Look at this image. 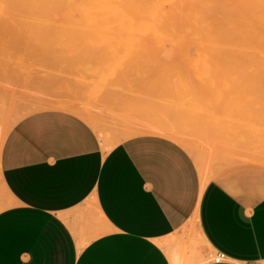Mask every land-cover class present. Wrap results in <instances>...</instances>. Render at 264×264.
Returning <instances> with one entry per match:
<instances>
[{"label": "rangeland", "instance_id": "1", "mask_svg": "<svg viewBox=\"0 0 264 264\" xmlns=\"http://www.w3.org/2000/svg\"><path fill=\"white\" fill-rule=\"evenodd\" d=\"M53 1L0 0L1 102L7 127L28 113L42 109L63 108L86 119L97 131L100 139L105 144L107 143L106 148L123 138L138 133H147L148 129H160L165 131L164 136L177 141L192 155L200 171L203 172L204 178H207L217 168L252 164L257 167L259 181L264 183V43H262L264 42V16L262 15L264 11H260L261 9L264 10L262 8V6L264 7V0L263 3L261 0L262 5L259 4L260 0H256L259 6L254 3L255 0H206L205 2H203L204 0H198V2L197 0H183L187 7L184 6L185 4L179 5L182 4V0H179L180 2L175 1L176 3L170 0L173 1V5H176L177 11L174 10V6L171 7L172 5L167 7L168 4H171L169 1L167 4V0L166 3L165 0H133V3L138 2L134 6H132V0H110L111 4L107 0L111 7L106 5V0L105 2L103 0H87V3L84 0H72L75 2L59 0L60 3L56 0L59 6L57 2ZM120 1H124L121 3L122 5L118 4ZM160 1H164L162 8L166 10L164 16L169 18L165 20L171 21L168 22L170 26L165 23L166 21H163V12L160 13L161 20L159 15H154V12L163 10L160 6L161 3L159 4ZM223 1H227L225 2L227 11L226 8L224 11ZM243 1L245 2L243 3ZM76 2L79 4L82 2L81 5H76L77 11L72 9V6L75 7L73 3L76 4ZM129 2H131L130 5ZM84 3L86 7H84ZM191 3L195 6L194 9ZM200 3L203 6H200ZM245 3L252 5V7L254 4V7L249 8V10ZM150 4L154 11L149 9ZM235 4L236 6H234ZM60 5L65 10H62ZM144 5L147 8L142 11L141 8H144ZM93 6H97V9H94ZM113 6L120 7L115 8ZM179 6L181 9L178 8ZM219 6L220 10L216 9L217 12H214L215 8H219ZM130 7H135V10L139 11L136 12ZM84 8L89 11L85 9L84 12ZM196 8L197 12L202 11V14L199 12L197 15V12L194 11ZM123 9H125L124 13ZM254 9L255 11H253ZM251 10L254 13L252 14L256 16L255 19L253 16L252 20L250 18L251 21H248L251 22L250 24L253 22L251 25L255 27L253 30L247 22L248 18L252 17V14L247 17V13H251ZM120 12L125 15L121 16L123 14ZM142 12L146 14L145 16L149 15L150 20L157 17L162 23L159 22L160 25L156 23V18L151 21L154 25L151 24L148 22L149 19L142 16ZM177 12L186 14L185 19L181 13ZM188 12H190V16L192 15L191 12H194L195 15L190 17ZM140 13L141 16L138 17L137 14L140 15ZM175 14L179 17L182 16L181 20L177 19ZM128 15L132 19L131 24L130 18L129 20L126 19ZM202 15H205L203 17L207 21L203 20ZM226 15L229 16L230 22H228ZM236 15L239 16L240 21L242 18L247 23L242 21L239 24L240 21ZM193 16H198L199 21L194 18L196 23L193 22L194 20L190 19H193ZM258 16H260L259 19H257ZM261 16L263 20H261ZM186 18L191 21L189 22ZM138 19L141 22L146 19L147 24L145 22L140 24V21L137 24ZM202 20L205 24L211 22L210 28H208V24L200 27V24L204 23ZM183 21L186 24L190 23V26L194 24L197 27L191 28L187 24V27L191 28L187 30V34V31L184 32V29H187L186 24L181 25L184 24ZM135 23L137 24L136 27L134 26ZM144 23L145 26L140 27ZM243 23L246 25H242ZM124 24H126L127 30ZM155 24H158L161 29L158 25L154 27ZM259 24L263 28L261 32L256 29L257 27L259 29ZM165 25L167 28H163ZM203 26L205 29L207 28V33L210 31L209 34L204 31ZM212 26L215 28L213 29ZM242 26H247L244 27L246 31L244 29L241 31ZM249 26L251 32L247 30ZM144 27L147 31L143 30ZM168 27L176 29L170 30ZM140 28H142L141 31H139ZM197 28L199 31L203 30L204 36L198 30V32L195 31ZM218 29H222V31H218ZM163 30L167 31V33L163 32V36L167 34L174 39L171 41L170 38L167 42V40H162V34L157 37V34ZM229 30L234 34L231 35ZM172 31L175 34L178 32V35ZM136 32L138 34H135ZM189 32L194 35L199 33V36L193 35V37ZM218 32L223 41H220ZM223 32L226 34L224 35ZM262 33L263 35H261ZM181 34L187 35V39ZM258 34L261 35V38L263 37V41ZM239 35L243 38H240ZM188 36H192L193 39ZM196 38L197 41L194 43L197 44L190 42ZM198 38L199 41L202 38V43L205 42V45L206 41L209 40L207 42L208 48L207 46L204 48V43H200ZM230 41L233 44L237 43L236 46L238 47L235 44L231 45ZM159 42L164 44L160 45ZM212 42H215L214 45ZM238 42H241L240 45ZM169 43H176L172 46L175 45V47L172 48ZM181 44L184 48L181 47ZM196 45L199 47H194ZM177 46H179L178 49ZM228 46L233 47L229 48ZM241 46H243L244 51ZM260 46L261 48H259ZM239 47L241 50L238 49ZM217 48L221 49L218 50ZM250 50L251 54L249 53ZM203 53H206V56ZM207 53L211 55H207ZM248 53L249 56L252 53L258 54H254L250 58ZM245 58L247 63L243 61ZM252 59H254L253 62ZM207 62L209 63L207 64ZM225 67L228 69L226 70ZM249 73L253 75L251 74V76ZM215 74L216 77H214ZM253 76L256 78L253 79ZM263 193L264 187L258 194ZM202 242L192 232L188 241L180 238L173 247L182 250L185 254L188 253L191 262L199 264L210 261L214 255L211 249L203 248ZM261 264H264V261Z\"/></svg>", "mask_w": 264, "mask_h": 264}, {"label": "crops", "instance_id": "2", "mask_svg": "<svg viewBox=\"0 0 264 264\" xmlns=\"http://www.w3.org/2000/svg\"><path fill=\"white\" fill-rule=\"evenodd\" d=\"M1 98L0 77V264H194L173 247L192 232L225 257L199 264L264 261L254 165L204 178L172 138L138 133L106 148L63 108L7 127Z\"/></svg>", "mask_w": 264, "mask_h": 264}, {"label": "bare ground", "instance_id": "3", "mask_svg": "<svg viewBox=\"0 0 264 264\" xmlns=\"http://www.w3.org/2000/svg\"><path fill=\"white\" fill-rule=\"evenodd\" d=\"M38 1H39V0H38ZM47 1H48V0H47ZM50 1H53V0H49V2H50ZM57 1H59V0H57ZM57 1L55 0V1H53V2H57ZM69 1H71V2H75V1H72V0H69ZM69 1H68V3H70ZM86 1H87V0H84L85 3H87ZM91 1H92V0H91ZM94 1H95V0H94ZM100 1H102V0H100ZM103 1L105 2V0H103ZM109 1H110V0H109ZM138 1H140V0H138ZM141 1H142V0H141ZM150 1H151V0H150ZM153 1H154V0H153ZM168 1L171 3L170 5L168 4ZM173 1L175 2V1H179V0H173ZM173 1L167 0V4H168L167 7H168V8H169V6H171V5H172V6H171L172 8H173V6H174V8H175L176 5H175V4H174V5L172 4ZM200 1H201V0H200ZM205 1H206V0H204L203 2H205ZM212 1H213V0H212ZM214 1H215V0H214ZM220 1H221V0H220ZM227 1H228V0H227ZM227 1H225V2H227ZM231 1H232V0H231ZM240 1H241V0H240ZM245 1H247V0H245ZM245 1H243V3H244ZM253 1H254V0H253ZM255 1H256V0H255ZM23 2H24V1H23ZM31 2H32V1H31ZM36 2H37V1H36ZM61 2H62V1H61ZM104 2H102V3H104ZM114 2H115V1H114ZM123 2H124V1H123ZM123 2L120 1V2H118V4H119V5H122L121 3H123ZM127 2H128V1H127ZM134 2H135V1H134ZM162 2H164V1H160V2H159V4L161 3V4H160L161 9H163V8H162V6H163V5H162ZM179 2H180V1H179ZM188 2H189V1H188ZM194 2L196 3V1H194ZM194 2H193V4H194ZM197 2H198V0H197ZM223 2H224V1H223ZM225 2H224V6H225V7H224V11H225V8H226ZM229 2H230V1H229ZM234 2H235V1H234ZM248 2H249V1H248ZM57 3H58V2H57ZM59 3H60V1H59ZM59 3H58V6H59ZM81 3H82V2H81ZM81 3H80V4H79L78 2H76V4L73 3V5H74L75 7L72 6V9L77 8L76 5H77V4L81 5ZM85 3H84V7H86V6H85ZM95 3H96V2H95ZM105 3H106V5H107V4L109 5V2H108L107 0H106ZM111 3H112V2L110 1V4H111ZM116 3H117V2H116ZM116 3H115V5H116ZM125 3H126V2H125ZM125 3H124V4H125ZM135 3H136V2H135ZM135 3H133V0H132V4H133L132 6H134ZM137 3H138V2H137ZM137 3H136V4H137ZM139 3H140V2H139ZM151 3L154 4V2H151ZM165 3H166V0H165ZM175 3H176V2H175ZM206 3H208V2H206ZM209 3H210V2H209ZM221 3H222V2H221ZM235 3H236V2H235ZM254 3L257 4V5L259 6V4H261V0H260V3H259V4L257 3V1L254 2ZM262 3H263V0H262ZM47 4H48V3H47ZM53 4H54V3H53ZM98 4H99V3H98ZM113 4H114V3H113ZM118 4H117V5H118ZM130 4H131V2H129V5H130ZM146 4H148V3H146ZM184 4H185V2H183V0H182V4H179V5L182 6V5H184ZM188 4H190V3H188ZM191 4H192V3H191ZM193 4H192V7H193V9H194L195 6H193ZM211 4H212V2H211ZM216 4H217V3H216ZM222 4H223V3H222ZM229 4H231V3H229ZM229 4H228V5H229ZM237 4H238V3H237ZM245 4H246V3H245ZM37 5H38V4H37ZM41 5H42V4H41ZM44 5H45V4H44ZM56 5H57V4H56ZM67 5H68V4H67ZM69 5H70V4H69ZM94 5H95V4H94ZM150 5H151V4H150ZM177 5H178V3H177ZM199 5H200V6H203V5H201V3H200ZM217 5H218V4H217ZM246 5L248 6V9L254 7V4H253V7H252V5H249V4H246ZM261 5H262V4H261ZM54 6H55V5H54ZM54 6H52V7H54ZM62 6H63V4H62ZM62 6L60 5L61 8H63ZM109 6H110V5H109ZM139 6H140V5H139ZM144 6H145V5H144ZM147 6H149V5H147ZM180 6H179L178 8L181 9ZM184 6L187 7L186 4H185ZM234 6H236V4H235ZM27 7L30 9L29 6H27ZM52 7H51V8H52ZM82 7H83V6H82ZM93 7H94V6H93ZM110 7H111V6H110ZM113 7H115V8H119L120 6H118V7L113 6ZM121 7H122V6H121ZM196 7H197V5H196ZM221 7L223 8V6H221ZM37 8H38V6H37ZM39 8H40V7H39ZM55 8H56V6H55ZM55 8H53V9H55ZM69 8H71V7H69ZM130 8H132V7H130ZM137 8H138V6H137ZM142 8H143V7H142ZM142 8H141V10L143 11V10H145V8H147V7L145 6L143 9H142ZM150 8H151L152 10H151ZM197 8H198V7H197ZM197 8L194 10L195 13L197 12ZM202 8H204V7H202ZM205 8H206V7H205ZM207 8H208V7H207ZM213 8H215V7H213ZM235 8H236V7H235ZM262 8H264V7L262 6ZM43 9H44V8H43ZM56 9L59 10L58 8H56ZM72 9H71V13H72ZM85 9L87 10V8H84V12H85ZM94 9H97V6L94 7ZM106 9L108 10V7H107ZM113 9H114V8H113ZM132 9L135 10V7L132 8ZM149 9H150L151 11H154V10H153L154 8H152V5H151V7H149ZM180 9H178V10H180ZM199 9H200V8H199ZM199 9H198V10H199ZM216 9L220 10V6H219V8H215V11H214V12H217ZM237 9H238V8H237ZM260 9H261V8H260ZM44 10H45V9H44ZM62 10H65V9L63 8ZM62 10H60V11H62ZM75 10H76V9H75ZM124 10H125V9H123V13H124ZM127 10H129V9H127ZM163 10H164V11H163ZM163 10H161L160 12L158 11L159 13H158V12H154V15H155V16H158V15H159V19H160V20H161V17H162L160 13L163 12L162 15L164 16V13L166 12L165 9H163ZM174 10L177 11L176 8H175ZM174 10H172V11H174ZM202 10H204V9H202ZM208 10H209V8H208ZM227 10H228V8H226V11H227ZM246 10H247V9H246ZM249 10H250V9H249ZM37 11H38V9H37ZM53 11H54V10H53ZM76 11H77V10H76ZM82 11H83V9H82ZM87 11H89V10H87ZM92 11H95V10H92ZM109 11H110V13H111V10H109ZM116 11H117V10H116ZM135 11L137 12V11H139V10H135ZM168 11H169V10H168ZM253 11H255V9H254ZM253 11L251 10V13H250V12H249V14L247 13V17H249V16L253 13ZM260 11L262 12V11H264V10L261 9ZM73 12H74V11H73ZM112 12H113V11H112ZM130 12H131V11H130ZM145 12H146V11H145ZM170 12H171V11H170ZM199 12H200V14H202V13H201L202 11H198V12H197V15H199V14H198ZM210 12H211V11H210ZM239 12H241V11H239ZM244 12H245V10H244ZM247 12H248V11H247ZM69 13H70V12H69ZM104 13H105V12H104ZM113 13H114V12H113ZM113 13H112V14H113ZM118 13H119V11H118ZM120 13H121V12H120ZM123 13H121V14H123ZM127 13L130 14L129 12H127ZM138 13H139V12H138ZM142 13H143V12H142ZM155 13H156V14L158 13V14L156 15ZM177 13H179V12H177ZM180 13H181V15H183V12H180ZM180 13H179V14H180ZM184 13H185V12H184ZM186 13H187V12H186ZM219 13H220V12H219ZM219 13H217V14H219ZM221 13H222V12H221ZM229 13H230V12H229ZM242 13H243V11H242ZM242 13H241V15L243 16L244 13H243V14H242ZM63 14H64V12H63ZM65 14H66V13H65ZM78 14H79V13H78ZM83 14H84V13H83ZM85 14H88V13H85ZM95 14H96V13H95ZM112 14H111V15H112ZM116 14H117V12H116ZM121 14H119V15H121ZM132 14H133V12H132ZM147 14H148V13H147ZM173 14H174V13H172V15H173ZM191 14H192V15H195L194 12H191ZM253 14H254V13H253ZM253 14H252V17H249V18H248L247 22L252 20V18H253V16H254ZM256 14H257V13H256ZM260 14H261V13H260ZM124 15H125V14H123V15H121V16H124ZM135 15H136V13H135ZM145 15H146V14L143 13L142 16H145ZM152 15H153V13H152ZM175 15H176V14H175ZM185 15H186V14H185ZM185 15H183V18H184V19H185ZM192 15H191V16H192ZM205 15H206V14H205ZM205 15H202V17L205 16ZM222 15H223V14H222ZM237 15H238V12H237ZM237 15H236V16H237ZM241 15H240V18H241ZM248 15H249V16H248ZM258 15H259V14H258ZM262 15L264 16V13H263V12H262ZM32 16H33V15H32ZM66 16H67V15H66ZM133 16H134V15H133ZM137 16L140 17V16H141V13H140V15L137 14ZM148 16H149V15H148ZM148 16H145V17H146L147 19H149ZM155 16H154V17H155ZM160 16H161V17H160ZM173 16H174V15H173ZM176 16H177V19H180V20H181L182 16H180V17H179V15H176ZM176 16H175V17H176ZM188 16H190V12H188ZM188 16H186V17H188ZM191 16H190V17H191ZM219 16H220V15H219ZM226 16H227V15H226ZM226 16H225V17H226ZM116 17H117V16H116ZM119 17H120V16H119ZM125 17H126V16H125ZM125 17H123V18H125ZM166 17H167V16H164V20H163V19H162V20H163V21H166L165 19H169L168 17H167V18H166ZM225 17H224V18H225ZM228 17H229V16H227L226 18H227L228 22H230V20H229ZM238 17H239V16H237V18H238ZM255 17H256V16H254V19H255ZM259 17H260V16H258L257 19H259ZM261 17H262V16H261ZM68 18H70V17H68ZM79 18H81V17H79ZM106 18H107V17H106ZM106 18H105V19H106ZM121 18H122V17H121ZM129 18H130V17H129V15H128V18H126V19L129 20ZM142 18H144V17H142ZM156 18H157V17H155V18H153V19H156ZM194 18H195V19H196V18L198 19V16H197V17H194V16H193V19H192V18H190V19H191V20H194ZM250 18H251V20H250ZM82 19H83V18H82ZM126 19H125V20H126ZM150 19H151V18H150ZM150 19H149V20H150ZM153 19H152V20H153ZM186 19H187L189 22L191 21V20H189V18H186ZM199 19H200V18H199ZM199 19H198L197 21H199ZM201 19H202V18H201ZM205 19H207V18H205ZM209 19H210V18L208 17V20H209ZM254 19H253V21H256V20H254ZM260 19H261V18H260ZM70 20H71V19H70ZM128 20H127V22L130 21V24H131V20H132V19L130 18V20H129V21H128ZM145 20H146V19H145ZM145 20H142V22H141L140 19H138V22L136 21V23L138 24L139 21H140V24H142L143 22H145ZM152 20H150V21H148V22L151 23ZM187 20H184V21H187ZM203 20H204V17H203ZM203 20H202V22L207 21V20H204V21H203ZM218 20H219V19H218ZM221 20H222V19H221ZM225 20H226V19H225ZM238 20L240 21L239 18H238ZM261 20H263V17H262ZM83 21H84V20H83ZM118 21H120V20H118ZM154 21H155V20H154ZM157 21H158V22H157ZM177 21H178V20H177ZM184 21H183V22H184ZM210 21H211V20H210ZM210 21H209V22H210ZM235 21H237V20H235ZM242 21L245 22L246 20H244V19L241 18V21H240L239 24H241ZM258 21H259V20H258ZM62 22H63V21H62ZM132 22H133V21H132ZM155 22L158 23V24H159V22L162 23V21H159L158 18H157V20H156ZM168 22H171V21L168 20ZM168 22L166 21L165 23L168 24ZM193 22H195V20H194ZM212 22H213V21H212ZM231 22H233V21H231ZM237 22H238V21H237ZM247 22H245V23H247ZM63 23H64V22H63ZM71 23H73V22H71ZM133 23H134V22H133ZM133 23H132V24H133ZM136 23H135V24H136ZM145 23L147 24V21H146ZM145 23H144V25H142V26H140V24H139V26H140V27H143V26H145ZM191 23H192V22H191ZM195 23H196V22H195ZM210 23H211V22H210ZM210 23H209V24H208L207 22H206V24H205V22H204L203 24L201 23V24H200V27H202V25H204V24H205V26H206L207 24H208L207 26H209ZM213 23H214V22H213ZM223 23H224V22H223ZM248 23H249V22H248ZM250 23H251V22H250ZM250 23H249V25L251 26V25L253 24V22H252V24H250ZM261 23H262V22H261ZM64 24H65V23H64ZM76 24H77V23H76ZM135 24H134V26L136 27L137 24H136V25H135ZM151 24H153V22H152ZM158 24H155L154 27H156V25H158ZM180 24H181V23H180ZM185 24H186V22H184V24L182 23L181 25H185ZM187 24H188L189 27H191V28L195 26L194 24H193L192 26H190V23H187ZM187 24H186V27H187ZM220 24H221V22H220ZM231 24H232V23H231ZM239 24L237 23V26H238ZM256 24H257V23H256ZM256 24H255V25H256ZM78 25H80V24H78ZM125 25H126V24H124V26H125ZM153 25H154V24H153ZM159 25H160V24H159ZM159 25H158V27H159ZM178 25H179V24H177V26H178ZM222 25H223V24H222ZM227 25H228V23H227ZM242 25H246V24L243 23ZM259 25H260V24H259ZM263 25H264V23H263ZM83 26H84V25H83ZM83 26H82V27H83ZM85 26H86V25H85ZM87 26H88V25H87ZM134 26H131V27L135 28ZM168 26H170V24H168ZM177 26H175V27L177 28ZM179 26H180V25H179ZM198 26H199V25H198ZM231 26H232V25H231ZM247 26H248V24H247ZM247 26H244V27H247ZM250 26L248 27L247 30H249ZM253 26H254V25H253ZM253 26H251V27H252V28H251L252 30H253V28H255V27H253ZM261 26H262V25H260L259 29H258V27L256 26V27H257L256 29H257V30H260V31H258V32H261V31L263 30V28H262ZM82 27H81V28H82ZM114 27H115V26H114ZM182 27H183V26H182ZM195 27H197V26H195ZM232 27H233V26H232ZM232 27H231V29H232ZM239 27H240V26H238V28H239ZM244 27L242 26V30H241V31H243ZM83 28H84V27H83ZM125 28H126V26H125ZM138 28H139V27H138ZM163 28H167V25H165V27H163ZM173 28H174V27H173ZM173 28H169V27H168V29H170V30H173ZM176 28H174V30H175ZM191 28H188V27H187L186 30H185L184 28H183V29H184V32H186L187 30H190ZM208 28H210V26H209ZM212 28H213V26H212ZM214 28H215V27H214ZM214 28H213V29H214ZM217 28H218V27H217ZM223 28H224V26H223ZM226 28H227V27H226ZM235 28H236V23H235ZM238 28H237V30H238ZM90 29H91V27H90ZM144 29H145V27L143 28V30H144ZM154 29H155V28H154ZM154 29H152V30H154ZM157 29H158V28H156V30H157ZM159 29H161V27H159ZM180 29H181V28H180ZM193 29H195V28H193ZM193 29H192V30H193ZM203 29H204V31L206 32V29H207V28L205 29V27L203 26ZM261 29H262V30H261ZM91 30H93V29H91ZM126 30H127V28H126ZM141 30H142V28H140L139 31H141ZM145 30L147 31V29H145ZM197 30L199 31L198 28H197L195 31L198 32ZM201 30H202V28H201ZM220 30L222 31V29H218V31H220ZM232 30H234V29H232ZM244 30H245V29H244ZM252 30H249V31L251 32ZM93 31H94V30H93ZM135 31H136V30H135ZM157 31H159V30H157ZM157 31H156V32H157ZM202 31H203V30H202ZM202 31H199V33H200V32L202 33ZM223 31H224V29H223ZM230 31H231V30H229V33H231ZM239 31H240V29H239ZM245 31H246V30H245ZM124 32H125V31H124ZM126 32H127V31H126ZM129 32H130V31H129ZM143 32H144V31H143ZM143 32H140V33H143ZM150 32L153 33V31H150ZM159 32H160V31H159ZM163 32H164V33H165V32L167 33V31L163 30L161 33H158V34H157V37L159 36V34H160V35L162 34L161 36H163V35H164ZM179 32H182V31L179 30ZM191 32H192V31H191ZM208 32L210 33V31H208ZM212 32H213V31H212ZM232 32H233V31H232ZM263 32H264V31H263ZM130 33H131V32H130ZM130 33H127V34L130 35ZM140 33H139V34H140ZM172 33L175 34V32H173V31H172ZM189 33H190V32H189ZM199 33H197V34H195V35L192 34V33H190V34H191L192 36L194 35L195 37H197V36H199V35H198ZM206 33H207V32H206ZM209 33H207V34H209ZM229 33H228V34H229ZM244 33H246V32H244ZM244 33H243V34H244ZM253 33H254V32H253ZM135 34H138V33L136 32ZM149 34H150V33H149ZM176 34L178 35V32H176ZM176 34H175V35H176ZM185 34H186V33H185ZM185 34H184V35L181 34V35H182L183 37L186 36V39H187V35H185ZM187 34H188V31H187ZM218 34H219V32H218ZM221 34H222V32H221ZM223 34H224V32H223ZM225 34H226V32H225ZM225 34H224V35H225ZM228 34H227V35H228ZM232 34H234V33H231V35H232ZM240 34H242V33H240ZM243 34H242V35H243ZM255 34H256V33H255ZM255 34H254V35H255ZM147 35H148V34H147ZM147 35H146V36H147ZM154 35H155V34H154ZM196 35H197V36H196ZM202 35L204 36V33H202ZM202 35H201V36H202ZM229 35H230V34H229ZM235 35H236V33H235ZM245 35H246V34H245ZM250 35H251V34H250ZM254 35H253V37H255ZM258 35H259V34H258ZM261 35H263V33H262ZM261 35H259L260 38H261ZM134 36H135V35H134ZM139 36H140V35H139ZM165 36H166V37H165ZM165 36H163L162 40L164 39V40H167V42H169V40H170L171 37H169L167 34H166ZM182 36H180V37H182ZM192 36H190V37H192ZM194 36H193V37H194ZM203 36H202V38H203ZM239 36H240V38H241V37L243 38V36H241V35H239ZM136 37H137V36H136ZM136 37H135V38H136ZM150 37H152V36H150ZM159 37H160V36H159ZM167 37H169V38H167ZM175 37H176V36H175ZM188 37H189V36H188ZM190 37H189V38H190ZM193 37H192V39H193ZM229 37H232V36H229ZM233 37H234V36H233ZM244 37H245V36H244ZM263 37H264V35H263ZM263 37H262V38H263ZM166 38H167V39H166ZM176 38H179V37H176ZM176 38H175V39H176ZM202 38L200 39L201 41H199V38H198V41H199L200 43H202ZM220 38H221V37H220V34H219V39H220ZM236 38H237V36H236ZM236 38H235V39H236ZM245 38H248V37H245ZM251 38H252V37H251ZM251 38H250V39H251ZM262 38H261V39H262ZM133 39H134V38H133ZM142 39H143V38H142ZM144 39H145V38H144ZM151 39H152V38H151ZM172 39H174V38H171V41H172ZM180 39H181V38H180ZM182 39H183V38H182ZM221 39H222V40H221ZM221 39H220V41H223V38H221ZM238 39H239V38H238ZM257 39H258V37H257ZM135 40H136V39H135ZM156 40H157V39H156ZM184 40H185V39H184ZM184 40H183V41H184ZM253 40H254V39H253ZM259 40H260V39H259ZM152 41H153V40H152ZM154 41H155V40H154ZM154 41H153V42H154ZM158 41H159V40H158ZM178 41H179V39H178ZM187 41H188V40H187ZM189 41H190V40H189ZM196 41H197V38L194 39L193 41L191 40L190 42H193V43H194V42H196ZM208 41H209V40L206 41V45H205V42H203L204 44L202 43L203 45H205L204 48H205L206 46H207V48H208V45H207V44H208V43H207ZM226 41H228V40H226ZM237 41H240V40H237ZM257 41H258V40H257ZM260 41H261V40H260ZM260 41H259V42H260ZM262 41H263V39H262ZM127 42H128V41H127ZM156 42H157V41H156ZM230 42H231V41H230ZM243 42H246V41H243ZM250 42H252V41H250ZM259 42H258V43H259ZM160 43H161V42H159L158 44H160ZM177 43H178V42H177ZM181 43H182V42H181ZM184 43H185V41H184ZM187 43H188V42H187ZM193 43H192V46H193L194 44H197V43H194V44H193ZM212 43H213V42H212ZM212 43H211V44H212ZM214 43H215V42H214ZM214 43H213V45H214ZM225 43H226V42H225ZM238 43H239V42H238ZM240 43H241V42H240ZM240 43H239V45H240ZM252 43H253V42H252ZM262 43H264V42H262ZM144 44H145V43H144ZM155 44H156V43H155ZM162 44H164V43H162ZM162 44H160V45H162ZM169 44H170V43H169ZM173 44H176V43H172V44H170L171 47L173 46ZM223 44H224V43H223ZM229 44H230V43H229ZM232 44H233V43L231 42V45H232ZM234 44H235V43H234ZM234 44H233V45H234ZM236 44H237V43H236ZM236 44H235V46H236ZM256 44H257V42H256ZM259 44H260V43H259ZM137 45H138V44H137ZM141 45H142V44H141ZM141 45H140V46H141ZM145 45H146V44H145ZM148 45H149V43H148ZM170 45H169V46H170ZM181 45H182L181 47H183V44H181ZM198 45H199V43H198ZM198 45H196V46H194V47H199ZM226 45H227V43H226ZM248 45H249V44H248ZM248 45H247V46H248ZM262 45H263V44H262ZM151 46H153V45L151 44ZM192 46H189V47H192ZM245 46H246V45H245ZM247 46H246V47H247ZM143 47H145V46H143ZM163 47H164V46H163ZM174 47H175V45H174ZM174 47H172V48H174ZM178 47H179V46H177V49H178ZM228 47L230 48V47H233V46H228ZM236 47H238V46H236ZM241 47L243 48V46H241ZM241 47H239L238 49L241 50ZM183 48H184V47H183ZM253 48H254V47H253ZM257 48H258V47H257ZM259 48H261V46H260ZM217 49H218V48H217ZM219 49H221V48H219ZM219 49H218V50H219ZM249 49H250V48H249ZM254 49H255V48H254ZM242 50L244 51V48H243ZM251 50H253V49H251ZM251 50H250V52H249L250 54H251ZM255 50L258 51L257 49H255ZM263 50H264V49H263ZM213 51H214V50H213ZM247 51H249V50H247ZM219 52H220V51H219ZM221 52H223V51L221 50ZM245 52H246V51H245ZM262 52H263V51H262ZM214 53H215V52H214ZM243 53H244V52H243ZM249 53H248V56H249ZM179 54H181V53H179ZM203 54L205 55L206 53H203ZM203 54H202V55H203ZM215 54H216V53H215ZM254 54H258V53H252V55H250V56L253 57ZM263 54H264V52H263ZM263 54H261V55H263ZM174 55H175V53H174ZM177 55H178V53H177ZM207 55H211V54H208V53H207ZM224 55H226V54H224ZM205 56H206V55H205ZM214 56H217V55H214ZM250 56H249V57H250ZM199 57H202V56H199ZM249 57H248V58H249ZM203 58H204V57H203ZM207 58H208V57H207ZM228 58H229V57H228ZM230 58H231V57H230ZM230 58H229V59H230ZM240 58H242V57H240ZM243 58H244V57H243ZM246 58H247V57H246ZM246 58H245V60L243 59V61H244L245 63H247V62H246V61H247ZM250 58H251V57H250ZM255 58H256V57H255ZM259 58H260V57H259ZM204 59H205V58H204ZM213 59H214V58H213ZM237 59H238V58H237ZM237 59H236V60H237ZM206 60H207V59H206ZM236 60H235V61H236ZM241 60H242V59H241ZM241 60H240V61H241ZM253 60H254V59H252V62H253ZM250 61H251V60H250ZM261 61H262V60H261ZM254 62H255V61H254ZM201 63H202V62H201ZM208 63H209V62H207V64H208ZM249 63H250V62H249ZM227 65H228V64H227ZM251 65H252V64H251ZM253 65H254V64H253ZM253 65H252V66H253ZM257 65H258V64H257ZM216 66H217V65H216ZM263 66H264V63H263ZM207 67H208V66H207ZM228 67H229V65H228ZM230 67H231V66H230ZM255 67H256V65H255ZM260 67H261V66H260ZM204 68H205V66H204ZM208 68H209V67H208ZM212 68H213V67H212ZM217 68H218V67H217ZM225 68H226V67H225ZM233 68H234V66H233ZM233 68H231V69H233ZM244 68H247V67H244ZM218 69H219V68H218ZM227 69H228V68H226V70H227ZM256 69H258V68H256ZM262 69H263V68H262ZM233 70H234V69H233ZM242 70H243V69H242ZM260 70H261V69H260ZM260 70H259V71H260ZM248 71H249V70H248ZM248 71H247V72H248ZM252 71H254V70L252 69ZM252 71H251V72H252ZM257 71H258V70H257ZM220 72H221V71H220ZM243 72H245V71H243ZM249 72H250V71H249ZM255 72H256V71H255ZM255 72H254V73H255ZM215 73H216V72H215ZM226 73H227V72H226ZM245 73H246V72H245ZM231 74H232V72H231ZM233 74H234V72H233ZM249 74H250V73H249ZM251 74H252V73H251ZM251 74H250V75H251ZM257 74H258V73H257ZM217 75H218V74H217ZM222 75H223V74H222ZM252 75H253V74H252ZM252 75H251V76H252ZM254 75H255V74H254ZM260 75H261V74H260ZM247 76H249V75L247 74ZM212 77H213V76H212ZM214 77H216V74H215ZM260 77H261V76H260ZM262 77H263V75H262ZM262 77H261V78H262ZM255 78H256V77L253 76V79H255ZM223 79H225V78H223ZM257 79H258V78H257ZM233 80H234V79H233ZM237 80H238V79H237ZM254 83H256V82H254ZM257 84H260V83H257ZM260 85H261V84H260ZM256 86H257V85H256ZM263 87H264V86H263ZM256 88H258V87H256ZM263 89H264V88H263ZM155 127H156V126H155ZM157 127H158V126H157ZM159 128H160V127H159ZM142 129H143V128H142ZM161 129H162V128H161ZM137 132H138V131H137ZM147 133H150V134H158V135H164V134H165V131H163V130L161 131L160 129H159V130H158V129L156 130V129H153V128H152V129H148V130H147ZM128 134H129V133H128ZM128 134H127V135H128ZM105 142H106V141H105ZM106 145H107V143H106L104 146L106 147ZM105 147H104V148H105ZM249 154H250V153H249ZM262 154H263V153H262ZM252 160H253V159H252ZM201 173H202V171H201ZM204 259H205V258H204Z\"/></svg>", "mask_w": 264, "mask_h": 264}, {"label": "built area", "instance_id": "4", "mask_svg": "<svg viewBox=\"0 0 264 264\" xmlns=\"http://www.w3.org/2000/svg\"><path fill=\"white\" fill-rule=\"evenodd\" d=\"M224 255L221 253L214 254L211 258V261L214 263H220L224 260Z\"/></svg>", "mask_w": 264, "mask_h": 264}]
</instances>
